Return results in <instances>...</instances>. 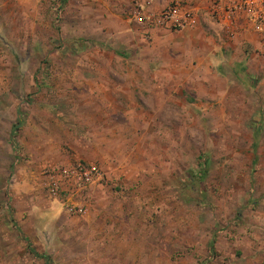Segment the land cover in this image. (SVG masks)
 <instances>
[{"label":"rangeland","instance_id":"1","mask_svg":"<svg viewBox=\"0 0 264 264\" xmlns=\"http://www.w3.org/2000/svg\"><path fill=\"white\" fill-rule=\"evenodd\" d=\"M136 2L0 0V264H264V47L162 53Z\"/></svg>","mask_w":264,"mask_h":264},{"label":"built area","instance_id":"2","mask_svg":"<svg viewBox=\"0 0 264 264\" xmlns=\"http://www.w3.org/2000/svg\"><path fill=\"white\" fill-rule=\"evenodd\" d=\"M213 16L223 28L229 39L237 34L251 32L264 41V0H209ZM139 20L153 26H163L174 29L193 27L197 23L196 14L185 1L177 0L165 6L157 14H146ZM96 167L75 163L64 168H58L47 175L45 186L48 195L60 199L68 214H85L86 208L76 201V193L84 190L95 177Z\"/></svg>","mask_w":264,"mask_h":264},{"label":"crops","instance_id":"3","mask_svg":"<svg viewBox=\"0 0 264 264\" xmlns=\"http://www.w3.org/2000/svg\"><path fill=\"white\" fill-rule=\"evenodd\" d=\"M177 0H138L136 3L138 4V8L141 10H150L154 12L150 13H159L165 6ZM185 1L186 5L193 9L196 14L197 23L193 27H186L180 30L179 34L170 33L168 27L163 26H154L153 28L147 27L145 22L139 20V17H143L142 15L133 17L128 16L126 20L120 18L122 22H125L128 31L136 30V27L133 28V25H138L143 32L147 34V36L161 38V40H165L170 38L171 36H175L179 38H184L189 40L188 46L185 43H180L179 46L172 45H162L161 52H170L176 55L184 56V54H191L189 48H193L194 53H200L205 55H216L220 53V50H224L228 52V57L230 59L231 56H234L235 53H243L242 46L244 44H249L255 48H263L264 41L260 39L257 35L251 32H243L237 34L234 39H229L225 33L223 32V28L219 23L216 22V18L212 15V5L209 0H181ZM131 4V3H130ZM132 6H134L132 4ZM136 6V5H135ZM145 14V13H144ZM143 14V15H144ZM163 40V41H164ZM184 59L190 60V57H185ZM242 61V60H241ZM232 62V60H230ZM189 63V62H186ZM243 64V63H242ZM241 65V64H240ZM233 69L239 68V63L234 61L232 65ZM232 66L229 64V70L232 72ZM235 71H237L235 69Z\"/></svg>","mask_w":264,"mask_h":264},{"label":"trees","instance_id":"4","mask_svg":"<svg viewBox=\"0 0 264 264\" xmlns=\"http://www.w3.org/2000/svg\"><path fill=\"white\" fill-rule=\"evenodd\" d=\"M18 123H16L14 126H13V132H15L16 130H17V128H18ZM209 253H210V255H212L213 254V241H211L210 242V244H209ZM43 258V257H42Z\"/></svg>","mask_w":264,"mask_h":264}]
</instances>
